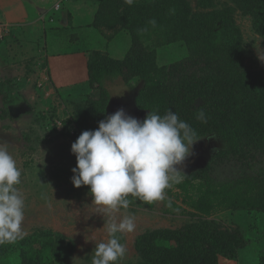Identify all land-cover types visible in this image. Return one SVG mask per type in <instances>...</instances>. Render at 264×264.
Returning <instances> with one entry per match:
<instances>
[{
	"label": "trees",
	"instance_id": "trees-1",
	"mask_svg": "<svg viewBox=\"0 0 264 264\" xmlns=\"http://www.w3.org/2000/svg\"><path fill=\"white\" fill-rule=\"evenodd\" d=\"M96 6L89 27L105 37H109L107 32L124 31L131 45L121 60L101 51L88 52L89 93L84 102L72 103L66 118L59 119L53 111L50 131L73 143L81 132L95 130L106 117L111 99L105 85L119 79L127 86L139 85L134 102L144 113L143 119L149 111L163 115L171 109L196 130L197 138L221 141L222 149L207 166L185 174L181 183L165 190L181 206L170 199L149 204L130 197L129 208L149 210L157 202L170 200L165 213L174 208L190 219L179 229L138 235L134 264L236 261L248 245L246 237L239 229H227L210 218L227 211L264 215V168L260 167L264 160V76L246 64L245 41L235 18L236 13L249 17L251 30L264 40V0H195L194 7L190 0H134L132 5L125 0H98ZM71 19L68 15V23ZM153 19L154 26L149 23ZM176 43L185 49V57L159 66L156 49ZM11 83L0 82V91ZM200 111L206 123L197 120ZM4 118L1 111L0 119ZM75 166L59 172L72 177ZM83 188L89 193V186ZM74 246L63 235L35 229L22 240L0 245V259L15 256L18 264H66ZM257 264H264V252Z\"/></svg>",
	"mask_w": 264,
	"mask_h": 264
},
{
	"label": "rangeland",
	"instance_id": "rangeland-1",
	"mask_svg": "<svg viewBox=\"0 0 264 264\" xmlns=\"http://www.w3.org/2000/svg\"><path fill=\"white\" fill-rule=\"evenodd\" d=\"M97 1L44 0L43 5L39 4L42 10L38 21L35 19L37 26L28 33L24 29L5 34L0 42V82L12 81V87L5 85L0 91V112H4L5 117L0 119V142L8 144L22 172L21 184L17 186L26 205L22 227L27 235L35 229L50 230L71 240L74 251L66 264H91L96 244L107 242L109 238L104 226L108 217L98 213L91 194L83 185L74 187L71 176L60 174L61 169L76 165V159L71 153L72 142L51 132L49 120L53 111L59 119H64L71 111L72 103L84 102L89 93L88 52L101 51L121 60L131 45V39L124 31L114 35L107 32L109 37H105L89 27ZM190 1L194 7L195 0ZM68 15L72 17L70 23ZM235 18L245 41L246 64L264 76V40L251 30L249 17L236 13ZM156 51L159 66L178 62L186 54L183 46L177 43ZM30 60H33L32 64ZM27 64H30L29 71ZM105 86L111 97L106 115L123 108L127 115L138 120L143 118L144 113L134 102L139 85L127 86L118 79ZM41 115L44 119L40 118ZM222 147V142L214 137L200 138L192 146L193 154L183 165L176 167L184 174L202 169ZM260 167L264 168V160ZM66 178L70 179L69 183ZM166 199L181 206L180 201L171 196L166 195ZM166 208V203L157 202L151 210H127L135 217L136 227L131 233L119 234L127 251L116 264L136 262L134 241L143 232L179 229L190 221L187 215L174 208L171 213H165L163 209ZM210 219L227 229H239L248 244L240 250L236 261L221 259L220 264H257L261 252H264L263 214L227 211ZM17 262L15 256L0 259V264Z\"/></svg>",
	"mask_w": 264,
	"mask_h": 264
},
{
	"label": "clouds",
	"instance_id": "clouds-1",
	"mask_svg": "<svg viewBox=\"0 0 264 264\" xmlns=\"http://www.w3.org/2000/svg\"><path fill=\"white\" fill-rule=\"evenodd\" d=\"M125 2L132 5L134 0ZM149 23L154 26L156 21ZM196 118L207 122L203 111ZM142 119L120 108L99 121L95 130L81 132L71 144L76 159L72 185L89 186L98 213L108 217L104 226L109 238L96 244L91 264H116L125 256L127 250L118 234L131 233L136 227L135 217L127 212L133 203L130 197L149 204L165 201V190L185 176L176 166L193 154L192 146L200 139L171 109L163 115L149 111ZM21 176L8 144L0 142V245L27 235L22 227L25 197L17 187ZM167 206H171L170 200Z\"/></svg>",
	"mask_w": 264,
	"mask_h": 264
},
{
	"label": "crops",
	"instance_id": "crops-1",
	"mask_svg": "<svg viewBox=\"0 0 264 264\" xmlns=\"http://www.w3.org/2000/svg\"><path fill=\"white\" fill-rule=\"evenodd\" d=\"M40 3L43 5L44 0H0V26H6L10 35L24 29L25 33L30 32L37 26L38 14L42 10ZM26 5L33 11L30 12Z\"/></svg>",
	"mask_w": 264,
	"mask_h": 264
},
{
	"label": "built area",
	"instance_id": "built-area-1",
	"mask_svg": "<svg viewBox=\"0 0 264 264\" xmlns=\"http://www.w3.org/2000/svg\"><path fill=\"white\" fill-rule=\"evenodd\" d=\"M5 34H8L7 28H4V26H0V40H2V38H4Z\"/></svg>",
	"mask_w": 264,
	"mask_h": 264
},
{
	"label": "water",
	"instance_id": "water-1",
	"mask_svg": "<svg viewBox=\"0 0 264 264\" xmlns=\"http://www.w3.org/2000/svg\"><path fill=\"white\" fill-rule=\"evenodd\" d=\"M111 102V101H110ZM110 102H109V104H110ZM109 104H108V106H107V109L109 108ZM107 109H106V114H107ZM107 116V115H106Z\"/></svg>",
	"mask_w": 264,
	"mask_h": 264
}]
</instances>
